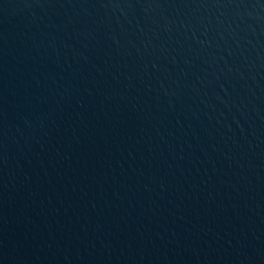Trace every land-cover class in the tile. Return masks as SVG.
Here are the masks:
<instances>
[{"label": "water", "instance_id": "1", "mask_svg": "<svg viewBox=\"0 0 264 264\" xmlns=\"http://www.w3.org/2000/svg\"><path fill=\"white\" fill-rule=\"evenodd\" d=\"M0 264H264V0H0Z\"/></svg>", "mask_w": 264, "mask_h": 264}]
</instances>
